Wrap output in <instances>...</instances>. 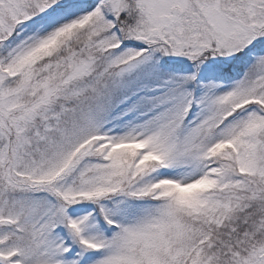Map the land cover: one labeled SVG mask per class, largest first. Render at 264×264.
Here are the masks:
<instances>
[{"label": "snow or ice", "instance_id": "1", "mask_svg": "<svg viewBox=\"0 0 264 264\" xmlns=\"http://www.w3.org/2000/svg\"><path fill=\"white\" fill-rule=\"evenodd\" d=\"M0 264H264V0H0Z\"/></svg>", "mask_w": 264, "mask_h": 264}]
</instances>
